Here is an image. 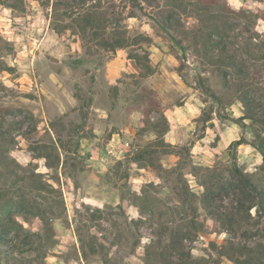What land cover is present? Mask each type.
<instances>
[{"label": "rangeland", "instance_id": "1", "mask_svg": "<svg viewBox=\"0 0 264 264\" xmlns=\"http://www.w3.org/2000/svg\"><path fill=\"white\" fill-rule=\"evenodd\" d=\"M95 1L97 28L83 31L54 0H0V164L8 153L20 173L34 168L59 191L43 200L51 226L29 255L44 264H264V211L235 227L220 216L234 207L236 166L264 188L252 145L253 129H264L239 121L237 85L201 52L197 10L174 13L178 0ZM204 1L246 10L264 40V0ZM169 14L179 20L172 34L160 23ZM113 26L129 46H105ZM167 127L164 145L156 133ZM145 147L156 150L153 164L136 160ZM205 182L215 187L213 216ZM0 189H9L2 178ZM245 242L251 251L240 254ZM15 255L0 254V264H26Z\"/></svg>", "mask_w": 264, "mask_h": 264}, {"label": "trees", "instance_id": "2", "mask_svg": "<svg viewBox=\"0 0 264 264\" xmlns=\"http://www.w3.org/2000/svg\"><path fill=\"white\" fill-rule=\"evenodd\" d=\"M7 1L11 2V0ZM136 2L139 3L137 0ZM188 2L175 1L172 3V11L176 13L175 7L180 11L185 10L188 5L197 10L199 20L206 25L204 26L206 31L199 35L201 52L207 61L217 66L226 84L234 81L237 85L235 94L243 104L244 110L239 121L244 124V121L249 119L253 124H259L264 129V40L260 39V35L252 34V30L247 25L250 23L249 13L244 9L232 8L228 4L222 5L221 1L212 3L204 0H189ZM61 6L66 8L64 10L66 16L75 21L84 20L83 24L78 25L83 31L87 28H97L96 25L93 26L95 11L99 7L95 0H54L56 12ZM10 7L13 8L14 5L10 3ZM224 15L227 18L223 17ZM260 18L264 19V15ZM178 21L176 14H169L160 23L166 32L172 34L173 30L178 29ZM102 28L107 30L106 25ZM111 29L115 31L114 37L110 38L111 34H108L106 38H103L105 46L115 51L130 45V40L122 28L113 26ZM96 32L98 34V31ZM256 40H260L262 45H259ZM255 48H260L262 52L257 53ZM256 64H259L258 67H252ZM200 78L202 80V77ZM206 92L220 101V98L209 88H206ZM209 120L210 118L206 119V122ZM168 130L167 127L156 133L158 141L164 145L166 144L164 135ZM253 133L255 141L252 145L260 152L264 162V133L258 128H254ZM243 140L241 138L232 141L229 149L242 144ZM155 153L154 148L145 147L138 151L136 160H148L150 163ZM41 156L49 160L46 155ZM3 159L7 163H5L7 169L0 164V178L6 181L9 189L7 191L0 189V254L6 261L16 258L18 255L15 254H21L19 261L23 263L34 264L33 262L38 259L35 264H44L40 257L35 259L29 254L36 249L38 238L44 236L51 226V217L43 200L46 199V195L53 196L59 191L52 184L44 181L36 169L31 168L26 174H22L19 172L21 165L16 163L11 155L6 153ZM48 165L52 166L49 163ZM203 186L205 192L202 199L213 216L217 214L213 196L215 187L207 182L203 183ZM232 187L227 195L232 196L234 207L220 216L223 221L235 227L244 221H249L252 218L253 209H256V213L264 211V188L237 166ZM31 218H37L44 224L41 231L33 230L25 225V222H29ZM171 243L176 244L175 239H171ZM245 243L238 251L240 254L251 251L249 245ZM259 246L264 247V243H260ZM232 258L237 264H245L249 261V259L244 261L241 257L233 256Z\"/></svg>", "mask_w": 264, "mask_h": 264}]
</instances>
